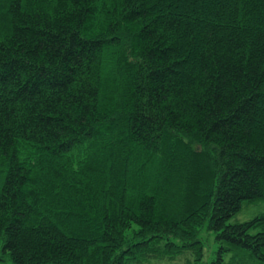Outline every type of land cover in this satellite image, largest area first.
Wrapping results in <instances>:
<instances>
[{"label":"trees","instance_id":"obj_1","mask_svg":"<svg viewBox=\"0 0 264 264\" xmlns=\"http://www.w3.org/2000/svg\"><path fill=\"white\" fill-rule=\"evenodd\" d=\"M0 180L14 264L264 263V0H0Z\"/></svg>","mask_w":264,"mask_h":264},{"label":"rangeland","instance_id":"obj_2","mask_svg":"<svg viewBox=\"0 0 264 264\" xmlns=\"http://www.w3.org/2000/svg\"><path fill=\"white\" fill-rule=\"evenodd\" d=\"M1 182V180H0ZM258 215H264V199H256V200H251V201H245L242 204V207L240 211L238 212L236 218L240 221L248 220L250 218H253ZM213 237H210V239ZM213 241V240H212ZM207 247L205 248L204 252L205 260H211L214 257H216V249H217V242L209 241L206 243ZM229 260V255L225 256V261L228 262ZM0 264H14L9 256L7 255L6 252H3L1 249V243H0ZM264 264V263H262Z\"/></svg>","mask_w":264,"mask_h":264}]
</instances>
